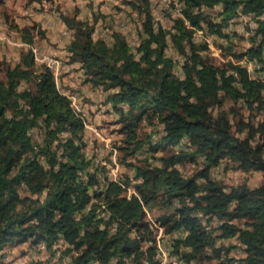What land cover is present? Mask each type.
Segmentation results:
<instances>
[{"label":"trees","instance_id":"1","mask_svg":"<svg viewBox=\"0 0 264 264\" xmlns=\"http://www.w3.org/2000/svg\"><path fill=\"white\" fill-rule=\"evenodd\" d=\"M30 1L45 5L42 0ZM178 1L184 3L185 17L175 18L172 31L154 25L153 0H123L144 17L139 56L120 31L112 32L110 42L94 38L88 20L62 14L75 29L68 45L70 62L80 64L85 80L95 88L118 89L108 94V100L123 118L126 137L124 145H117L127 154L150 153L160 144L173 151L183 141L180 150L161 158V166L145 156L146 164L136 166L135 174L142 178L136 187L143 203L151 209L174 207L160 217L166 231H189L176 240L174 252L186 264L194 260L203 264L206 258L232 264L235 258L224 256L227 248L221 243L235 238L243 249L240 264H264V181L255 187L247 182L227 187L211 176V169L225 159L243 171L255 169L264 175V0ZM201 4H222L223 10L217 11L222 22L212 20V8L194 9ZM172 6L176 7L174 2ZM239 10L254 15L258 27L251 37L254 44L243 53H233L254 61L263 78L252 76L239 60L228 66L211 63L208 46L193 40L192 26L201 19L212 31L226 35L224 23ZM21 35L35 45L29 26L21 28ZM169 35L186 57L183 77L174 74V60L166 52ZM225 99L256 111L261 119L243 117L234 105L223 109ZM231 114L240 117L234 121ZM155 119L164 124L162 138H141L143 120ZM32 128L42 131V140L34 138ZM62 131L67 136H61ZM85 131L84 117L59 87L53 69L36 61L32 46L23 49L14 63L0 62V252L28 240L52 244L64 237L70 243L65 251L78 252L75 264H89L95 257L105 264L116 255L129 256L137 264H157L153 245L146 252L140 249L144 239L153 237L141 200L123 195L113 181L104 188L94 185L100 183L99 168L89 169L93 160L86 154ZM199 157L204 167L191 176L177 166ZM83 173H89L87 181ZM22 187L29 194L23 195ZM102 202L119 221L115 232L100 228L96 210Z\"/></svg>","mask_w":264,"mask_h":264},{"label":"rangeland","instance_id":"2","mask_svg":"<svg viewBox=\"0 0 264 264\" xmlns=\"http://www.w3.org/2000/svg\"><path fill=\"white\" fill-rule=\"evenodd\" d=\"M57 1L58 0H50L43 6L39 5L40 3H38L37 1L31 2L30 0H0V32H4L6 35H8L12 39V41H18L19 37L22 38L21 28L29 26L34 33L35 42L38 47L39 58L42 59L46 55H51V57L59 59L61 65L63 67L65 65L64 68H67L70 62V54H67V52L69 53L68 45L72 41V39L70 41L67 40L66 45L64 44V46H61L59 44L60 41L52 42V29L50 27H43V22H45L46 20L54 21L55 19L56 23H58L59 26L63 24L67 27L69 26L64 20L62 14L69 15L70 17L75 16L76 19L88 20L90 22V25L94 27V38H105L108 42H110L112 39V32L120 31L121 27H123V29H121L120 32H130L132 30L130 27L122 26L120 22L117 24L114 22V18L119 17V15H122L123 13H126V17L131 18V21L129 20V23L132 24L129 25L132 28L141 30L138 28V20L142 17L140 15L134 17L132 13L135 10L132 9L131 5L123 2V0L111 1L112 3H115L113 7L109 6V8L104 9L105 11H99L98 14L91 13V17L88 16L87 13H84V11L82 12L81 7L77 5L63 10L60 8V3H57ZM104 1L100 2L99 5H101V3L105 4ZM162 2L163 0H153V6H163ZM51 16H54V18H52ZM168 16L169 15L167 14L164 15L166 24H170V17ZM101 19L102 22H100ZM98 21L100 23L96 25ZM56 23H54V25ZM117 25L119 30L115 29V26ZM245 26L246 28L249 27V22H246L245 19H238L233 25V29L236 34L235 40L231 41L228 45L222 44L223 47H221L218 51L207 49V57L211 63L217 66H228L232 61H241L245 59V57H237L233 53L235 52L237 54H240L248 49L245 38ZM41 31H43L44 35H42ZM73 31H75V29H73ZM44 41H46L53 47H56L58 50L55 52L52 50V52L46 54V51H43L44 49L41 44V42ZM2 43L3 42L0 41V62L6 60L14 63L16 59L15 57L17 56L16 54H21L18 49L19 45H13V47H10L8 43L4 42L3 47ZM63 49H66V52H61V50ZM40 62L41 61H38V63ZM78 70L82 73V75H79V77L83 78V81L81 80L79 87L71 84V76H67V74H69L67 72L60 71L58 75V82L60 88L65 93L76 96L78 106L85 110V136L87 141V146L85 149L89 159L91 158L93 160V164L90 165L91 171H95V167L98 165L97 168H101V171L107 173V171L112 167L116 168V163H118V178L126 181L127 178L131 179L132 177V180L136 181L138 179V177L135 176L136 166L146 164L145 156L148 155V159H150L149 154L151 153L152 159L150 160L152 164L161 166L162 157H167L171 152H177L178 150H180V146L178 148H173L172 151L171 148L165 147L164 145L160 144L158 145V148L156 150H151L150 153L146 152L144 155L139 156L137 155L138 151L134 154H127L124 149H120L117 144H123V138L126 137V133L123 131L124 121L119 111H116L115 109L112 110L108 107V103L110 102L108 100L109 91L105 90L102 87L97 90L95 86L88 83L85 80L84 70L79 65V63L76 67H74L72 72L77 74L79 73L77 72ZM173 72L175 75L177 74L174 69ZM253 72L255 75H257V71L253 70ZM93 90L95 93L96 91H98V93L100 94V97H98L99 100H96L89 94L90 92H93ZM233 105L235 108L239 109V112L243 115V117H246L247 119L251 118L256 122L261 119V116L256 111L250 112L248 107H244L242 109L240 104H236L230 99H225L222 107L223 109L229 110ZM125 109H127L124 110L125 113H128L129 108ZM217 109L213 110L214 113H217ZM99 110L103 111V116L100 119L95 120L94 115L99 112ZM230 117L235 121L240 116H237V118H235L231 114ZM163 127L164 124L157 119H155L153 122L143 120L139 129V134L141 138L146 140L148 136L150 139H152L153 134H155L159 138H162ZM106 140L111 142L110 146L106 145ZM112 145L117 147L118 149L116 161L113 160L114 151L110 148ZM203 161V157H199L195 162L187 160L185 164H177V166L181 169L182 173L185 176H191L196 171L204 167ZM211 176L212 178L227 185V187H230L231 185H237L242 182H247L251 187H255L260 185L264 181V175L261 171L255 169L243 171L239 169L236 164H233L227 159L223 160L220 165L211 169ZM20 191L23 195L29 194L28 190L23 187ZM122 194L125 195V191L122 190ZM147 208L150 214L155 219L160 221V223L165 226V230H167L166 224L162 222L160 217L170 214L172 211H174V207L166 206L151 209L148 206ZM213 224L217 226L218 221H215ZM132 232L135 235V229L131 230V234ZM31 241L28 240L16 245L9 246L1 251L0 264H75L74 255H78L77 251L75 252L73 250H64L61 256L56 257L55 252H53L50 248L44 249L42 248L40 243H32ZM219 242H221V240H219ZM221 245H224L227 248V250H224L223 252L224 256L234 257L235 259L232 264H240L238 260L243 256V249L241 248L242 246L239 245L237 240L235 238H228L222 241ZM182 248L185 247L183 246ZM140 249L145 251L144 249H142V243H140ZM146 257L147 256L144 257L143 261H146ZM192 263L196 264L195 260L192 261ZM216 263L217 259L215 258H206L203 261V264Z\"/></svg>","mask_w":264,"mask_h":264},{"label":"built area","instance_id":"3","mask_svg":"<svg viewBox=\"0 0 264 264\" xmlns=\"http://www.w3.org/2000/svg\"><path fill=\"white\" fill-rule=\"evenodd\" d=\"M50 0H42V3L46 4L48 3ZM174 2V4L176 5V7L172 6V3ZM163 6H153L152 5V15H153V23L156 27H158L160 24H162V26L164 28H170L172 31H175V28L173 26V24L175 23V18L177 16L180 17H185L184 14L182 13L181 8L183 7L184 3H179L178 0H163L162 2ZM202 9V10H210L211 8L214 10L213 15H211V18L214 22H222L223 18L222 15L218 14L217 11L218 10H223V6L222 4H217L214 6H209V5H205V4H201V5H196L194 6V9ZM168 12V13H167ZM126 14V13H125ZM124 13L122 15H119V17L115 18L117 19V23H121L122 26H126V27H130L132 30L130 32H126V31H122L121 33L124 34L129 42V46L130 49L136 53L137 56H139V51H138V46L140 45L141 42V31H143V21H144V17L140 18L138 20L139 26L138 28L141 30H137L132 28L129 24V20L131 21V18L126 17ZM167 14L169 15L168 17L170 20V24H166L165 23V19H164V15ZM132 15L138 16V12L134 11L132 13ZM238 19H245L246 22H249V27L246 28L245 26V38H246V45L248 46V48L250 46H252L254 44V40L251 38L256 27H258V21L256 20V18L254 17V15H252L251 13H247V12H242L241 10H239L238 15L236 17H232L229 19L228 23H224V26L222 27V30L224 33H226V35L223 34H219L216 31H212L211 28L209 27V25L207 24V22L204 19H201L199 24L197 25H193V40L196 43L199 44H205L208 46L209 50H214V51H218L220 50L221 47H223L222 44L228 45L230 44L231 41L235 40V32L233 29V25L234 23L238 20ZM186 23L190 26V21L188 19H186ZM121 29H123V27H121ZM120 29V31H121ZM119 30V29H118ZM64 35H66L69 39V41L71 39H73L74 37V31L72 28H69L67 26H65L64 31H63ZM93 36H94V32H93ZM0 41L8 43V44H13V45H19V46H30L28 43H26L25 41H12V39L6 35L4 32H0ZM33 51L35 53V58L37 60L40 61H44L47 63L48 66H50L54 73L56 78L58 77L60 71H61V63L59 59H55L53 57H51L50 55H46L44 56L42 59L39 58L38 56V48L36 46H33ZM166 52L167 54L173 58L174 60V70L175 72H177L176 75L183 77L185 75V63H186V57L180 53L179 51H177L176 47L174 46L170 35L168 36V46L166 48ZM69 54V53H67ZM240 62H243L245 64V66L247 67L248 71L250 72V74L254 77H259V78H263L262 75L258 74L255 75L253 70L255 71V66H257V64L252 61L249 60L247 56H245V59L241 60ZM60 87V86H59ZM100 89V88H99ZM62 90V89H61ZM102 90V89H101ZM63 91V90H62ZM109 93L113 92V91H118V89L114 88V89H109L108 90ZM108 93V94H109ZM263 93H264V89H263ZM71 99H72V103L73 106L75 107V109L80 112L82 114V116L85 119L86 122V117H85V110L80 108L78 106L77 103V98L75 95H70L68 93H66ZM102 94V93H101ZM108 107L112 110H114L113 105L109 102L108 103ZM124 110H127L125 108H128L127 104H123L122 105ZM163 131H164V127H163ZM35 139L37 140H42V131L38 128H32L29 131ZM67 132L62 131L61 132V136L65 137L67 136ZM157 136L155 134H153V138H156ZM158 138V137H157ZM183 143V141L181 140V142L177 145H175L174 148H178L179 146L181 147V144ZM111 142L106 140V145L110 146ZM111 150L114 151V158L113 160L116 161V155L118 152L117 147L115 146H111L110 147ZM137 155H144L142 151H138ZM41 159L43 161H45L44 157L42 156ZM150 159H152V156H150ZM149 159V161H151ZM117 167L114 168L112 167L110 170L107 171V173H105L104 171H101V168L97 171V177L100 179V183H95L94 185L98 187V185L101 187H106L110 184L111 181L118 183L121 187L122 190L125 191V195L128 198H133L135 196H137L141 202L143 203L141 194L139 192V190L136 187V183L142 182V178L138 177V179L132 180L133 178L131 177V181L128 183L125 180H122L120 178H118V166L119 164L116 163ZM90 169V167H89ZM89 173H83V178L86 179V181L89 178ZM101 187V188H102ZM95 199H92L91 202H93ZM89 207V206H88ZM143 207L145 210V219L148 222V226L150 228V230H152L153 233V237L152 238H146L143 242H142V249H144L145 251H147V249L153 245L155 248V256L158 259V263L157 264H186V262L184 261L183 258L180 257V255L176 252H174L175 249V242L178 238L184 237L186 236L189 231L187 229L184 228H180V229H175L173 231H166L165 230V226L163 224L160 223V221H158L157 219H155L149 212L148 210V206L143 203ZM96 218H98V220L100 221V228L104 229L107 228L109 229L110 232H115L118 229L119 226V221L115 220L112 218V214L110 212V209L108 208V206L106 205L105 202H102L98 209L96 210ZM207 228H209L210 225L206 224ZM169 232V233H167ZM133 234V232H132ZM131 234V235H132ZM134 236V234H133ZM40 245L42 246V248L47 249L50 248L53 252H55L56 257H59L62 255L63 251L66 250L68 247H70V243L64 238V237H60L58 240L52 242V244L48 243L47 241L43 240L39 242ZM73 251L76 252L75 249H72ZM89 264H103V261L101 260V258L95 257L93 258ZM105 264H137V262L129 257V256H112Z\"/></svg>","mask_w":264,"mask_h":264},{"label":"crops","instance_id":"4","mask_svg":"<svg viewBox=\"0 0 264 264\" xmlns=\"http://www.w3.org/2000/svg\"><path fill=\"white\" fill-rule=\"evenodd\" d=\"M102 1H104V0H58L57 3H60V8L63 9V10L64 9L71 8V6H75V5L80 6L82 12L84 11V13H87L88 16L91 17V13L92 14L93 13L98 14L99 11L103 12V11H105L104 10L105 8H109V6L110 7H113V5L115 4V3H112L111 2V1H115V0H105L104 1L105 4H102L101 3V5H99V3L102 2ZM55 16H57V15H55ZM52 18H54V16ZM100 22H102V19L100 20ZM100 22L98 21L96 23V25H98ZM114 22L117 24V19L114 18ZM54 23H56V20L55 19H54V21L46 20L45 22H43V27H48V28L50 27L52 29L51 30L53 32V35L51 37L52 42L60 41L59 44L61 46H64V44L66 45V41L68 40L67 39L68 37L66 35H64V33H63L65 26L63 24L59 26L58 23H56L54 25ZM101 29H102V27H101ZM115 29L118 30V25L115 26ZM18 39H19L18 41H21V40L23 41V39L20 38V37ZM41 44H42V47L44 49L43 51H46V54H49L50 52H52V50L54 52L58 50L56 47H53L52 45H50L46 41L41 42ZM35 45H36V42H35ZM2 46L4 47V44ZM10 47H13V44H11ZM26 48H27L26 46H19L18 47V49H19L20 52H21V50L26 49ZM53 48H55V49H53ZM61 52H66V49L65 50L64 49L61 50ZM16 55L17 56L15 57L16 58L15 61L19 60V58H20V55L18 53ZM77 65H78V63H69L67 68H64L65 65H64V67L62 66L61 71L62 72L69 73V74H67V76L68 75L71 76V81H70L71 84L74 85V86H78L79 87V84L81 83V80L83 81V78L82 77H79V75H82V73L79 70L77 71V72H79L77 74L74 73V72H72L73 69H74V67H76ZM97 90H98V88H97ZM89 94L92 97H94L96 100H99L98 97H100V94L98 93V91H96V93H95L94 90H93V92H90ZM92 109H93V106H92ZM102 114H103V111L102 110H99V112H97L94 115L95 120L96 119H100L103 116Z\"/></svg>","mask_w":264,"mask_h":264},{"label":"clouds","instance_id":"5","mask_svg":"<svg viewBox=\"0 0 264 264\" xmlns=\"http://www.w3.org/2000/svg\"><path fill=\"white\" fill-rule=\"evenodd\" d=\"M26 43H27V42H26ZM28 44H29V43H28ZM31 46L33 47V46H36V45L33 44V45H31ZM31 46H28V47H31ZM28 47H27V48H28ZM36 47H37V46H36ZM37 48H38V47H37ZM32 49H33V48H32ZM34 55H35V53H34ZM35 59H36V58H35ZM36 61L38 62V61H40V60H37V59H36ZM42 62H44V61H41L40 63H42ZM44 63H46V62H44ZM69 63H78V62H69ZM46 64H47V63H46ZM49 67H50V66H49ZM51 69H52V68H51ZM83 70H84V69H83ZM54 74H55V73H54ZM56 79H57V82H58V77H57ZM58 85H59V82H58ZM98 89H99V88H98ZM85 123H86V122H85Z\"/></svg>","mask_w":264,"mask_h":264}]
</instances>
